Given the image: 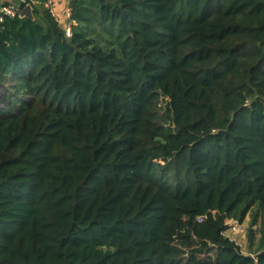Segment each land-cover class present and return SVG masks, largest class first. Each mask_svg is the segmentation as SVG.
I'll return each mask as SVG.
<instances>
[{
  "label": "trees",
  "instance_id": "1",
  "mask_svg": "<svg viewBox=\"0 0 264 264\" xmlns=\"http://www.w3.org/2000/svg\"><path fill=\"white\" fill-rule=\"evenodd\" d=\"M28 3L0 31V264H264V0H70V36Z\"/></svg>",
  "mask_w": 264,
  "mask_h": 264
},
{
  "label": "built area",
  "instance_id": "2",
  "mask_svg": "<svg viewBox=\"0 0 264 264\" xmlns=\"http://www.w3.org/2000/svg\"><path fill=\"white\" fill-rule=\"evenodd\" d=\"M43 5L46 8H48L49 11L51 12V14L54 16V12L52 9V0H43ZM20 11H21V9L19 7V4H1L0 5V31H1L2 24L5 20V18L7 16H15ZM67 14L70 15V9L69 8L67 9ZM64 27H65L66 35L70 36L71 35L70 23L65 24ZM205 217H206V215H199L197 217V220L202 221ZM243 233H244L243 221H239V220L234 219V218L227 219L226 226H225V229L223 231V234L226 237H228L230 240L239 244V242H237L236 234H243ZM248 254H250V256L254 258L255 264H259L257 262V258L255 256V254H252V253H248Z\"/></svg>",
  "mask_w": 264,
  "mask_h": 264
},
{
  "label": "crops",
  "instance_id": "3",
  "mask_svg": "<svg viewBox=\"0 0 264 264\" xmlns=\"http://www.w3.org/2000/svg\"><path fill=\"white\" fill-rule=\"evenodd\" d=\"M70 0H52V9L54 12V17L62 24H68L69 15L67 14V9L69 8ZM9 2L11 4H19V0H0L1 4H6Z\"/></svg>",
  "mask_w": 264,
  "mask_h": 264
},
{
  "label": "rangeland",
  "instance_id": "4",
  "mask_svg": "<svg viewBox=\"0 0 264 264\" xmlns=\"http://www.w3.org/2000/svg\"><path fill=\"white\" fill-rule=\"evenodd\" d=\"M249 215H247L243 221V226H244V235L243 234H236L237 236V242H239V244L241 245L243 250H247V246H248V241H247V228H248V224H249Z\"/></svg>",
  "mask_w": 264,
  "mask_h": 264
},
{
  "label": "water",
  "instance_id": "5",
  "mask_svg": "<svg viewBox=\"0 0 264 264\" xmlns=\"http://www.w3.org/2000/svg\"><path fill=\"white\" fill-rule=\"evenodd\" d=\"M19 16L23 17H29V18H34L33 12H32V5L31 4H26L21 11L19 12Z\"/></svg>",
  "mask_w": 264,
  "mask_h": 264
}]
</instances>
